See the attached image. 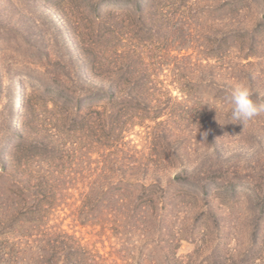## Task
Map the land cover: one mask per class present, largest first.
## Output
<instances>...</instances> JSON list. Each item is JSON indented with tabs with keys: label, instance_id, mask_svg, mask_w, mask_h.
Here are the masks:
<instances>
[{
	"label": "rangeland",
	"instance_id": "rangeland-1",
	"mask_svg": "<svg viewBox=\"0 0 264 264\" xmlns=\"http://www.w3.org/2000/svg\"><path fill=\"white\" fill-rule=\"evenodd\" d=\"M187 1V8L170 11L172 18L147 24L156 32L135 35L130 29L136 23L129 21L122 39L109 44V66L148 69L154 95L141 107L165 106L158 121L133 127L118 152L110 149L105 132L79 140L62 168L72 185L39 219L24 213L28 196L17 190L26 178L23 169L3 178L0 166V264L46 262L51 240L63 232L89 244L109 264H264V113L244 127L232 120L225 103L241 82L264 102V0ZM56 2L0 0L6 23L39 24L22 36L0 39V64L29 67L38 76L18 81L13 115L7 90L0 95L2 133L8 117L21 123L22 116L34 114L52 124L43 134H58L52 129L62 124L64 104L49 105L53 114L45 113L36 89L55 78L60 66H84L81 39L65 32V20L76 26L92 18L82 14L81 1L65 5L64 14L71 10L75 18L57 12ZM24 99L26 107L18 106ZM95 105L102 112L123 107L130 121L141 112L127 102ZM39 168L32 166L45 169ZM105 179L162 183L159 208L169 217L148 226L147 242L133 226L103 235L99 227L79 223L82 183Z\"/></svg>",
	"mask_w": 264,
	"mask_h": 264
},
{
	"label": "trees",
	"instance_id": "trees-1",
	"mask_svg": "<svg viewBox=\"0 0 264 264\" xmlns=\"http://www.w3.org/2000/svg\"><path fill=\"white\" fill-rule=\"evenodd\" d=\"M74 1H81L84 5L85 12L82 14L86 13L92 18L89 25L75 23L76 26H73L72 21L70 23L66 18L68 15L72 18L73 13L67 10L69 13L64 14L65 5ZM187 2V0H57L53 4L57 12L66 18L65 32L81 39L79 44L85 63L84 66H60V69L54 72L55 78H46L47 82L36 89L41 92L39 97L46 105L45 113L53 114L49 105L56 106L59 102L64 104L62 120L59 119L62 124L55 125L52 129L54 133H58L57 135L43 134L46 132L45 127L52 124L46 125L44 120H40V116L36 117L34 114L22 116L21 123L14 117H8L2 126L5 132L2 133L0 128V166L3 178H13L19 169H23L26 177L17 189L20 192L24 191L20 194L28 196L29 206H23L27 208L25 214L35 216V219L45 217L57 207V203L61 202L63 198L61 194L65 188L68 189L67 185H72V181H67L66 171L62 168L66 167L69 154L77 150L75 147L78 146L79 140L92 136L100 137L105 132L110 136V149L118 152L121 150L124 135L133 127H142L147 121L156 122L160 119L162 111L166 109L165 106L162 108L163 106L146 104L141 107L143 103L150 104L153 99L150 97L154 95L147 82L146 66V69L141 70L136 66H109V44L115 37L122 39L124 32L129 30L126 25L129 21L136 23L134 30L130 29L135 31V35L156 32L153 28H148L147 24L155 21L164 22L165 19L172 18L173 13L170 11L178 6L187 8ZM4 8L6 6L0 8V15L3 14ZM24 20L25 22L6 23L0 16V39L8 35L19 37L26 29L38 28L36 25L39 24ZM35 77L38 76L29 67L0 64V95L7 90L5 93L10 97L8 111H12L10 116L16 111L18 81L34 80ZM22 92L25 98L26 91ZM103 101L109 105L131 103L135 110L141 112L130 121L125 116L126 111L123 107L112 109L113 112L109 110L102 112L95 108L96 103ZM26 104L27 101L24 99L18 106L26 107ZM159 105H162V102ZM31 130L37 131L34 136H31ZM34 164L40 167L39 169H45L34 170L32 169ZM129 166L136 168L135 164ZM144 181L146 180L105 179L83 182L79 223L84 227L86 225H91L95 229L99 227L103 235L112 233L115 228L133 226L140 232L139 238L150 239L151 229L148 226L163 223L169 215L165 214L163 208H159L161 201L158 193L162 189V183L157 180ZM123 190H128L130 194L122 193ZM51 241L53 243L51 242L52 245L50 244L48 249L50 258L46 262L42 261V264H109V260L92 250L89 244H84L82 240L66 232ZM174 260L179 262L176 254Z\"/></svg>",
	"mask_w": 264,
	"mask_h": 264
},
{
	"label": "clouds",
	"instance_id": "clouds-1",
	"mask_svg": "<svg viewBox=\"0 0 264 264\" xmlns=\"http://www.w3.org/2000/svg\"><path fill=\"white\" fill-rule=\"evenodd\" d=\"M230 105L231 117L234 122L244 127L255 117L264 113V102L254 99L250 88L243 82L236 84L225 98Z\"/></svg>",
	"mask_w": 264,
	"mask_h": 264
}]
</instances>
